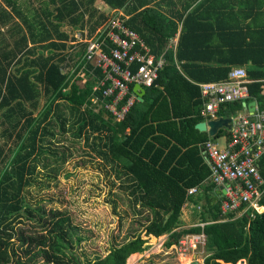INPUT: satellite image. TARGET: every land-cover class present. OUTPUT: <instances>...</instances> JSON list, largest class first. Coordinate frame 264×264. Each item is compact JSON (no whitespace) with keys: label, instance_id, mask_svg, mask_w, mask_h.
I'll return each instance as SVG.
<instances>
[{"label":"trees","instance_id":"16d2710c","mask_svg":"<svg viewBox=\"0 0 264 264\" xmlns=\"http://www.w3.org/2000/svg\"><path fill=\"white\" fill-rule=\"evenodd\" d=\"M3 1L0 264H22L8 227L22 208L33 216V209L24 206V189L32 184L35 157L50 149L44 143H51L58 132L83 138L107 175L125 189L130 212L123 214L131 216L132 229L103 257L79 261L68 250L65 219L56 218L55 212L49 239L42 236L36 245L35 257H42V264H127L131 253L149 247V237L166 236L163 247L168 249L182 235L201 232L206 238L203 250L210 253L204 264H223V259L241 255L247 264H264V211L245 209L243 203L220 213L221 198L213 193L216 186L198 145L229 132L221 129L209 137L195 129L204 119L197 84L226 80L234 67L246 69L252 81L250 99L264 109V0H101L110 9L127 8L126 26L138 32L156 58L165 59L155 86L146 89L143 100L134 102L120 121L102 107L93 109L98 107L93 94L101 95L93 91L100 71L91 63L82 69L86 44H64L72 27L86 26L91 34L106 20L95 7L97 0H52L54 8L34 10L31 16L17 2ZM131 68L136 71V64ZM242 109L243 101H236L223 105L218 114L234 117ZM259 171L264 179V154ZM191 188L195 194L187 195ZM108 203L121 221L117 202ZM188 203L199 208L196 215L203 228L182 229V210ZM259 203L264 208V192ZM65 250L72 263L63 260Z\"/></svg>","mask_w":264,"mask_h":264},{"label":"built area","instance_id":"2783aa9c","mask_svg":"<svg viewBox=\"0 0 264 264\" xmlns=\"http://www.w3.org/2000/svg\"><path fill=\"white\" fill-rule=\"evenodd\" d=\"M105 16L106 20L91 34L86 26L72 27L70 33H66L64 44L66 48L86 44V51L80 60L82 69L85 64L91 63L94 69L100 71L93 91H100L101 95L93 94L92 101L98 105L93 109L102 107L120 121L138 100L131 91L132 86L141 85L145 90L155 86L165 59L163 56L156 58L138 32L126 26L127 16L120 9H110ZM133 64L137 66L136 71H132ZM251 83L244 67H234L226 80L197 84L203 122L221 117L218 112L227 103L253 101L249 95ZM225 118H232V128L228 131L229 135L223 137L222 148L215 140L198 144L210 163L209 180L216 186L221 198L220 213L232 212L243 203L245 209L263 212L259 202L264 192V179L260 175L259 160L264 154V109H259L256 103L251 113L242 109L236 116ZM219 187L223 189V194ZM195 192L196 188H191L187 195ZM195 226L203 228L204 223L198 222ZM181 237L176 246L182 251L193 249L196 245L204 246L206 239L203 232Z\"/></svg>","mask_w":264,"mask_h":264},{"label":"rangeland","instance_id":"374dc122","mask_svg":"<svg viewBox=\"0 0 264 264\" xmlns=\"http://www.w3.org/2000/svg\"><path fill=\"white\" fill-rule=\"evenodd\" d=\"M10 1L17 2L22 11L29 16L34 10L54 8L52 0ZM0 3L4 5L3 0H0ZM215 141L219 147L224 146L223 137H218ZM44 145L50 149H45L35 157L32 163L34 172L32 184L24 189V206L33 209V216L22 208L19 215L13 218L11 228L8 227L14 232L12 245L17 251L16 259L18 258L22 264H42V257L39 255L35 257L38 249L36 245L42 236L49 237V228L55 212L59 213L56 218L65 219V229L70 233L68 240L71 242L68 250L72 251L77 260L83 261L84 257L91 260L96 255L103 257L112 243L122 242L132 229L131 216L125 217L123 214V211L130 212L126 194L123 192L125 189L120 188L118 183L107 175L98 158L90 154L83 138H78L72 133L58 132L51 143L45 142ZM111 199L117 202V211L122 216L121 221L108 203ZM192 209L193 213L186 211L182 214L184 219L182 229L198 224L196 214L199 208ZM39 210L42 212L39 213ZM39 214H42V217H39ZM132 227L136 228L137 225ZM164 241V236L149 237V247L126 263L191 264L196 259L200 264H204L205 258L210 254L203 250L202 245H196L186 251L177 246L165 249ZM65 253L63 260L72 263L71 253L68 251ZM222 261L223 264H247L245 255L232 261L230 259Z\"/></svg>","mask_w":264,"mask_h":264},{"label":"water","instance_id":"95a60500","mask_svg":"<svg viewBox=\"0 0 264 264\" xmlns=\"http://www.w3.org/2000/svg\"><path fill=\"white\" fill-rule=\"evenodd\" d=\"M132 93L137 96L139 101L143 100V96L145 95L146 91L141 85H134L132 88ZM256 105L255 101H251L248 103L243 102V109L244 111H248L249 113L254 111V107ZM232 128V118H225L219 117L217 120H211L208 122H198L195 125V129L199 132H206L209 137H214L219 130L225 129L227 131ZM204 159H206V155L203 154ZM208 165L210 164L207 160ZM220 193L223 194V189L219 187ZM245 263V261H242ZM195 261H192L191 264H194Z\"/></svg>","mask_w":264,"mask_h":264},{"label":"crops","instance_id":"0c3cea01","mask_svg":"<svg viewBox=\"0 0 264 264\" xmlns=\"http://www.w3.org/2000/svg\"><path fill=\"white\" fill-rule=\"evenodd\" d=\"M95 7L97 8L98 11L103 12V13H105V12H107V11L110 10V8H109L105 3H103L101 0H97V1L95 2ZM120 10L126 14L125 11L127 10V8H122V9H120ZM126 16H127V19L130 17L128 14H126ZM85 17H86V16H85ZM127 19H126V20H127ZM177 41H178V37H176V38L173 39L172 44H173L174 46L177 45ZM263 93H264V85H263ZM201 122H202V121H201ZM205 160H206V162H207V159H205ZM207 164H208V163H207ZM213 193H214L215 195H218L216 189L213 190ZM194 194H195V193H194ZM192 208H195V206H194L193 204H191V203L186 204L185 207H184L183 210H182V214H184L186 211H187V212H191V213H193V209H192ZM182 220L184 221L183 216H182ZM162 237H163V236H162ZM164 237H165V239H166V236H164ZM138 254H139V252L131 253V254L129 255V258H128V259H130V260H127V261H129V262L132 261V259L136 258Z\"/></svg>","mask_w":264,"mask_h":264},{"label":"bare ground","instance_id":"6f19581e","mask_svg":"<svg viewBox=\"0 0 264 264\" xmlns=\"http://www.w3.org/2000/svg\"><path fill=\"white\" fill-rule=\"evenodd\" d=\"M195 263L194 264H200V262H198L196 259H194Z\"/></svg>","mask_w":264,"mask_h":264}]
</instances>
